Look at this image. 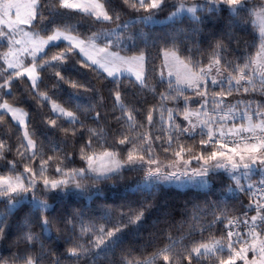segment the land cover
Instances as JSON below:
<instances>
[{
    "label": "snow or ice",
    "instance_id": "obj_1",
    "mask_svg": "<svg viewBox=\"0 0 264 264\" xmlns=\"http://www.w3.org/2000/svg\"><path fill=\"white\" fill-rule=\"evenodd\" d=\"M166 3L0 0V203L5 206L0 240L8 216L26 201L31 204L20 223L25 249L7 259L0 256V264H61L43 246L34 250L39 237L32 226L37 222L45 234L55 227L68 235L67 257L77 264L115 256L121 234L139 225L150 205L122 208L115 222L105 211L104 223L97 225L86 222L81 211L51 216L47 195L99 196L97 185L122 181L126 172L143 174L135 181L139 191L163 184L205 188L210 177L223 174L232 181L228 193L249 199L240 214L220 200L195 204L186 233L162 234L150 255L143 249H121L110 264H264V99H256L257 93L264 97V0H174L166 17L173 25L186 15L201 26L226 13V31L207 53L185 32L166 34L159 45L155 40L149 44L142 30L129 33L137 24L159 23ZM244 12L255 16L261 45L254 56L232 59V29L240 26ZM126 13L134 15L124 20ZM85 20L88 27L81 30ZM150 47L157 48L159 65L150 57ZM69 67L111 84L107 98L91 81L65 74ZM49 73L54 83L42 89ZM63 85L71 91L61 101ZM82 92L92 95L82 102ZM148 93L159 97L156 103L147 105ZM233 94L247 98L233 103L228 100ZM29 101L47 107L42 123L62 134L59 141L37 134L23 107ZM5 125L13 131L5 132ZM77 158L81 166L74 167ZM257 170L260 179L253 182Z\"/></svg>",
    "mask_w": 264,
    "mask_h": 264
},
{
    "label": "trees",
    "instance_id": "obj_2",
    "mask_svg": "<svg viewBox=\"0 0 264 264\" xmlns=\"http://www.w3.org/2000/svg\"><path fill=\"white\" fill-rule=\"evenodd\" d=\"M255 2L259 3V0H255ZM249 7H252V5L250 4ZM171 9V5L166 4L163 11L159 13V16H165ZM133 15V13H126L123 15V19L130 20ZM203 15L206 16L207 14L205 13ZM226 20V13H221L218 17L213 16L211 19L206 20L204 25L196 26L185 15V17L179 19L174 25L170 21L162 24L149 25L147 27L137 24L134 27H130L128 31L132 34H140L142 30L143 37L148 39L149 44L155 40L158 45L163 42V38L166 34L170 36L174 31L177 34L185 32L194 36L197 46L202 52L207 53L209 51V45L213 40L220 38L223 32L226 31ZM240 21V26L232 29L233 39L230 43L229 51V58L232 59L249 55L254 56L261 45V37L258 33V29L247 12L241 14ZM75 22L76 21L73 20V23ZM88 24V21H82L81 30L86 29ZM104 27L108 26L106 25ZM193 27H200L201 31L199 33H193ZM180 38L184 39L183 36ZM186 43L189 46H192V41L189 40L186 41ZM148 51L150 57L156 59L158 55L157 48L150 47ZM73 63L74 61H69V65H72ZM159 63V59H156V64L159 65ZM65 74L71 76L72 79L84 83L91 81L107 98L108 88L111 87V84H107L106 82L102 83L100 80L96 79L93 74L84 72L82 69L73 71L71 67H69ZM54 79L55 78L50 73L46 74L42 89L51 88ZM125 83H127V81H125ZM62 87L64 91L60 94L61 101L65 100L68 92L71 91L67 85H63ZM129 91H136V89L129 86ZM158 91H164V88L160 87L158 88ZM90 95L92 94L82 92L81 101L85 102L84 98ZM242 98L247 97L233 94L228 100L234 103L235 100ZM158 99V96L154 98L151 93L146 95L147 105L156 103ZM256 99L261 100L264 99V97H261L259 93H257ZM172 106L171 103L167 104V107ZM23 107L29 111L32 124L38 135L40 133H45L54 140H60L62 135L60 132L49 130L42 123V117L48 112L47 107L40 108L35 101H29L27 104L23 105ZM6 121L14 123L11 122L10 117H6ZM4 131L8 132L13 130L5 125ZM10 142H15V136H13V139ZM45 143H47V141H45ZM188 143L191 144L192 142L189 141ZM65 148L68 151L71 150L70 145L65 146ZM195 150L198 152L199 148L197 147ZM161 160L168 161L164 158L163 154H161ZM193 164L196 165V162H193ZM72 166H81V162L78 158ZM142 175V173L126 172V178L122 181H109L105 184L97 185L101 192L99 196L90 195L86 198L85 195H66L56 192L49 193L47 199L52 205V208L49 210L50 215H70L75 211H81L84 213V219L86 222L91 221L99 225L104 223L102 217L104 216L105 211L111 212L113 222H115L119 219L118 213L122 208L125 210L129 206L138 208L144 203L150 205V207L147 208V211H145L143 221L139 225L129 226L121 234L122 244L116 249L115 256L109 253L108 260L101 257L98 261V264H110L111 260L118 259L121 249H143L145 255H150L154 250L153 245L159 246L162 234L171 233L173 236H179L186 233L188 231V223L190 222L193 205L195 204L204 206L207 202L220 200L223 204L227 205L231 211L237 214L244 210L243 206L248 203L249 199V197L244 194L233 196L231 193H228L227 188L232 184V181L223 174L210 177L211 183L206 189L191 187L179 189L174 186L160 185L151 191H139L134 185L135 181ZM259 179L260 175L255 171L252 175V181L256 182ZM30 208L31 204L25 202L18 211L8 216L6 235L3 240H0V256H3L5 259L9 258L13 253L23 252L26 247L23 242L19 241V236L22 231L20 223L22 217ZM4 210V204L0 203V211L2 212ZM217 227L219 228L222 226L218 225ZM32 228L39 237L34 249L36 252H39L41 246H43L46 252L54 253L59 257L61 259V264H77V262L67 257L66 250L71 246L66 242L68 240L67 234L62 235L56 231L55 227L53 228L51 235L45 234L41 231L38 222L34 223ZM44 264H48V261L45 260ZM78 264H87V262L82 260L78 262Z\"/></svg>",
    "mask_w": 264,
    "mask_h": 264
},
{
    "label": "rangeland",
    "instance_id": "obj_3",
    "mask_svg": "<svg viewBox=\"0 0 264 264\" xmlns=\"http://www.w3.org/2000/svg\"><path fill=\"white\" fill-rule=\"evenodd\" d=\"M174 2V0H167V3L166 4H170V5H172V3ZM173 9H171L165 16H159L158 15V17H157V19L159 20V23H157V24H162V23H165V22H167L168 20L166 19V17L169 15V13L172 11ZM250 16V15H249ZM251 17V20H252V22L254 23V25L257 27V29H258V33H259V35H260V29H259V25H258V23L256 22V18H255V16H250ZM162 162L163 163H168V161H164V160H162ZM193 162H195V161H193ZM195 166H197V165H195V164H193V167H195ZM257 172H258V174L260 175V172H259V170H257ZM245 183H247V181H244ZM210 183H211V181L209 180V184L207 185V187H205V188H199V187H194V186H183V187H178V186H176V185H171V184H163V185H165V186H174V187H176V188H179V189H184V188H199V189H206V188H208L209 187V185H210ZM134 187H135V185H134ZM56 193H60V192H56ZM90 195H88V194H85V197L86 198H88ZM26 202H28V201H26ZM49 202V201H48ZM49 204L51 205V202H49ZM1 212V211H0Z\"/></svg>",
    "mask_w": 264,
    "mask_h": 264
},
{
    "label": "built area",
    "instance_id": "obj_4",
    "mask_svg": "<svg viewBox=\"0 0 264 264\" xmlns=\"http://www.w3.org/2000/svg\"><path fill=\"white\" fill-rule=\"evenodd\" d=\"M241 213V212H240ZM240 213H238V214H240Z\"/></svg>",
    "mask_w": 264,
    "mask_h": 264
}]
</instances>
